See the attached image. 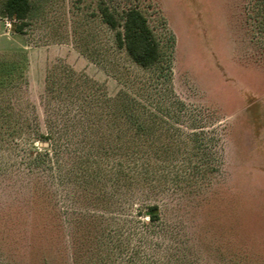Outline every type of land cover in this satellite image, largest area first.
<instances>
[{
	"label": "rangeland",
	"instance_id": "374dc122",
	"mask_svg": "<svg viewBox=\"0 0 264 264\" xmlns=\"http://www.w3.org/2000/svg\"><path fill=\"white\" fill-rule=\"evenodd\" d=\"M2 1L0 112L31 119L0 130L52 126L57 155L4 135L0 264H264V0H29L21 34ZM104 7L147 18L157 63Z\"/></svg>",
	"mask_w": 264,
	"mask_h": 264
},
{
	"label": "trees",
	"instance_id": "16d2710c",
	"mask_svg": "<svg viewBox=\"0 0 264 264\" xmlns=\"http://www.w3.org/2000/svg\"><path fill=\"white\" fill-rule=\"evenodd\" d=\"M30 11L31 3L29 0H3L1 4L2 15L8 20L10 29L14 33H24L27 25L26 19ZM101 17L109 28L116 31V46L124 49L133 63L141 68H149L157 63L160 58L158 43L148 25L147 18L138 9L131 8L125 11L121 17L122 22H119L105 7L101 8ZM51 90L53 91V89ZM133 101L136 103L135 100ZM134 115L136 114H132V117ZM21 119L27 122L31 119V116L28 112L26 114L21 112L14 114L6 111L0 112V123L2 127L7 122L12 121H15L14 123L17 124ZM133 124L136 126L135 129L139 130L136 116ZM6 127L0 130V143L5 141L4 135L12 137L13 145L16 147H21L22 145L25 148L22 152H25L28 158L29 151L31 153L34 152L31 160H29L30 163L27 165L37 167V164H47L52 169L51 167L55 163L52 156L57 155L54 149L56 143L54 136L55 130L51 129L53 128L52 126L48 128L46 133H41L34 128H28L25 136L23 130L18 125L14 127L9 125ZM49 149H52V154H49ZM145 216L152 222L158 221L160 217L157 205H149L146 208Z\"/></svg>",
	"mask_w": 264,
	"mask_h": 264
}]
</instances>
